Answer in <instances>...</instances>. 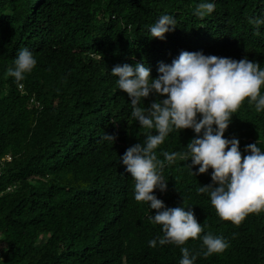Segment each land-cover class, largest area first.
I'll return each mask as SVG.
<instances>
[{"label":"trees","instance_id":"trees-1","mask_svg":"<svg viewBox=\"0 0 264 264\" xmlns=\"http://www.w3.org/2000/svg\"><path fill=\"white\" fill-rule=\"evenodd\" d=\"M199 2L0 0V264H179L180 246L148 245L163 235L147 219L157 210L134 199L135 181L119 161L155 130L131 117L129 98L106 66L144 63L155 78L158 64L181 51L214 55L229 44L220 56L264 67V26L260 38L248 23L264 16V0H214L203 18L194 14ZM165 14L176 27L163 40L151 38L149 26ZM228 19L241 32L217 27ZM22 47L37 64L17 82L7 69ZM194 135L173 131L155 150L167 180L166 191L154 189L155 195L166 207L190 206L204 233L229 242L195 264H264V211L238 226L217 216L207 194L196 191L211 182V169L193 176L190 160L179 159ZM223 135L238 139L242 156L247 144L264 150V111L245 98ZM163 152L178 155L169 165ZM201 245L189 238L183 246L202 253Z\"/></svg>","mask_w":264,"mask_h":264},{"label":"clouds","instance_id":"clouds-1","mask_svg":"<svg viewBox=\"0 0 264 264\" xmlns=\"http://www.w3.org/2000/svg\"><path fill=\"white\" fill-rule=\"evenodd\" d=\"M253 7H257L256 2ZM214 9V0H200L194 14L203 18ZM176 23L172 15H161L149 26L151 38L163 40L165 33L175 28ZM231 23L228 19L217 27L224 32L230 28L241 32ZM248 23L252 25L254 34L257 32L260 37L259 29L264 26V16L249 17ZM228 46L223 44L213 52L214 55L181 51L170 64H158L155 78L150 76V69L144 63L115 66L111 63L106 66L111 76L117 77V87L129 98L131 117L142 128L155 130L154 133L149 131L142 143L129 146L119 161L135 181L134 199L147 203L149 210H157L147 219L160 225L163 235L150 239L148 245L180 246L179 264H195L198 255L209 257L222 253L229 247V242L222 236L204 233L190 206L166 207L155 195L154 189L161 193L167 189V180L163 175L165 164L158 159L155 150L173 131L191 129L195 134L187 143L186 150L179 154V159L190 160L186 166L193 176L208 173L211 169V182L199 185L196 191L207 194L221 220L238 226L249 213L264 211V150L256 142L247 144L242 156L238 139L223 135L245 98L249 104H254L257 113L264 111V92L261 91L264 87V67L246 57L233 59L220 56ZM36 64L34 54L22 47L13 65L7 69V75L21 82ZM18 89L26 92L22 83L18 84ZM150 95L157 99H153L147 107L141 106ZM101 138L111 144L115 140L114 135L108 134H103ZM177 155L176 152H163L169 165ZM194 166H198L195 171L192 170ZM189 238L202 242V253L183 246Z\"/></svg>","mask_w":264,"mask_h":264}]
</instances>
